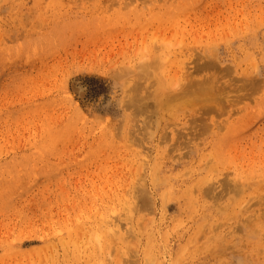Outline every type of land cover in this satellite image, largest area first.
<instances>
[{
    "label": "rangeland",
    "instance_id": "obj_1",
    "mask_svg": "<svg viewBox=\"0 0 264 264\" xmlns=\"http://www.w3.org/2000/svg\"><path fill=\"white\" fill-rule=\"evenodd\" d=\"M0 264H264V0H0Z\"/></svg>",
    "mask_w": 264,
    "mask_h": 264
},
{
    "label": "bare ground",
    "instance_id": "obj_2",
    "mask_svg": "<svg viewBox=\"0 0 264 264\" xmlns=\"http://www.w3.org/2000/svg\"><path fill=\"white\" fill-rule=\"evenodd\" d=\"M158 63H159V62H158ZM154 65H155V64H154ZM158 65H159V64H158ZM156 66H157V65H156ZM148 72H150V71H147V73H148ZM151 72H153V71H151ZM116 74H117V73H116ZM114 75H115V74H114ZM118 75H119V74H118ZM139 75H141V74H139ZM148 75H152V74L150 73V74H147V76H148ZM141 77H142V76H141ZM153 77H154V75H153ZM158 79H160V78L158 77L157 80H158ZM145 80H147V79H145ZM145 80H144V81H145ZM128 81H129V79L127 80V82H128ZM147 81H148V80H147ZM128 83H129V82H128ZM130 84H131V83H130ZM133 85H134V84H133ZM145 85L147 86L148 83H147V84L145 83ZM151 85H152V84H150V86H151ZM141 86H142V84H141ZM143 86H144V85H143ZM146 86H145V87H146ZM131 87H132V84H131ZM133 87H135V86H133ZM133 87H132V88H133ZM147 87H148V90L150 91V94H151L153 90L150 89L149 85H148ZM147 87H146V89H147ZM151 87H152V86H151ZM163 87H164V86H163ZM129 88H130V87H129ZM132 88H131V90H130L129 92H131V91H133V90L135 91V89L133 88V90H132ZM135 88H136V87H135ZM137 88H138V87H137ZM142 88H143V87H142ZM143 89H145V88H143ZM191 89H192V88H190V91H191ZM140 90H142V89H140ZM151 90H152V91H151ZM164 90H165L164 92L167 91V89H164ZM187 90H188V89H187ZM202 90H203V89H202ZM144 91H145V90H144ZM161 91L163 92V90H161ZM190 91H189V92H190ZM135 92H136V93H139L140 91H135ZM162 92H161V94H162ZM169 92L173 95L172 91H169ZM189 92H188V93H189ZM157 93H158V92H157ZM157 93H155V94H157ZM170 93H169V94H170ZM163 94H166V93H163ZM169 94H168V95H169ZM208 94H211V95H212V93L209 92V91H208ZM153 95H154V94H153ZM203 95H204V93H203ZM211 95H210V96H211ZM129 96H131V95H129ZM161 96H163V95H161ZM164 96H165V95H164ZM164 96H163V97H164ZM174 96H176V98H174ZM174 96H173V98L176 99V100H177L178 98H180V97L177 95V93H176V95L174 94ZM177 96H178V98H177ZM205 96H206V95H205ZM212 96H213V98L215 97L214 94H213ZM126 97H128V96H126ZM131 97H132V96H131ZM157 97H158V96H157ZM166 97H167V96H166ZM164 98H165V97H164ZM168 98H169V97H167V98H166L167 100L165 99V101H168ZM207 98H208V97H207ZM129 99H130V98H129ZM129 99H127V103L130 102ZM131 99H132V98H131ZM145 99L148 101L147 98H145ZM162 99H163V98H162ZM160 100H161V99H160ZM163 100H164V99H163ZM170 100H172V98H171ZM176 100H175V101H176ZM133 101H134V98H133V100L131 101V103H132ZM158 101H159V100H158ZM159 102H160V101H159ZM173 102H174V101H173ZM171 103H172V102H171ZM174 103H175V102H174ZM172 104H173V103H172ZM167 105H169V104H167Z\"/></svg>",
    "mask_w": 264,
    "mask_h": 264
}]
</instances>
